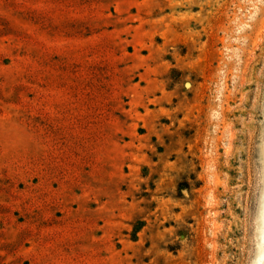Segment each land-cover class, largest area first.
<instances>
[{"label":"rangeland","instance_id":"374dc122","mask_svg":"<svg viewBox=\"0 0 264 264\" xmlns=\"http://www.w3.org/2000/svg\"><path fill=\"white\" fill-rule=\"evenodd\" d=\"M264 0H0V264H258Z\"/></svg>","mask_w":264,"mask_h":264},{"label":"bare ground","instance_id":"6f19581e","mask_svg":"<svg viewBox=\"0 0 264 264\" xmlns=\"http://www.w3.org/2000/svg\"><path fill=\"white\" fill-rule=\"evenodd\" d=\"M263 222H264V216H263ZM263 235H264V227H263ZM258 264H264V245L262 246V249H261Z\"/></svg>","mask_w":264,"mask_h":264}]
</instances>
